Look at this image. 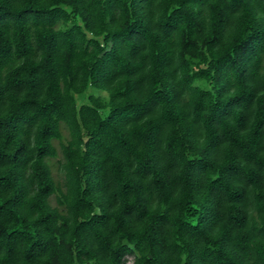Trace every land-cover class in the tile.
Segmentation results:
<instances>
[{
  "label": "trees",
  "instance_id": "trees-1",
  "mask_svg": "<svg viewBox=\"0 0 264 264\" xmlns=\"http://www.w3.org/2000/svg\"><path fill=\"white\" fill-rule=\"evenodd\" d=\"M129 254L264 264V0H0V264Z\"/></svg>",
  "mask_w": 264,
  "mask_h": 264
},
{
  "label": "rangeland",
  "instance_id": "rangeland-1",
  "mask_svg": "<svg viewBox=\"0 0 264 264\" xmlns=\"http://www.w3.org/2000/svg\"><path fill=\"white\" fill-rule=\"evenodd\" d=\"M101 93H102V94H105L104 91H101ZM53 162H54V160H53ZM52 168H53V172H54V173H57V172H58V169H57V162H54ZM52 201H54L53 198H52ZM131 261H132V255L129 254L128 257H127V260H126L125 264H131Z\"/></svg>",
  "mask_w": 264,
  "mask_h": 264
}]
</instances>
